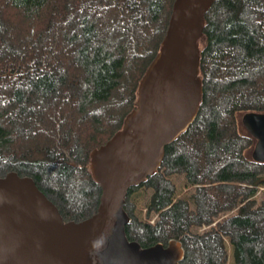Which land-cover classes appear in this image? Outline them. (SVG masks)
Returning a JSON list of instances; mask_svg holds the SVG:
<instances>
[{
  "label": "trees",
  "instance_id": "trees-1",
  "mask_svg": "<svg viewBox=\"0 0 264 264\" xmlns=\"http://www.w3.org/2000/svg\"><path fill=\"white\" fill-rule=\"evenodd\" d=\"M176 0H0V177L34 179L66 222L97 213L91 153L122 130L166 37ZM195 122L159 171L129 190L130 241L182 242L181 264H264V163L241 116L264 113V0H220L206 15ZM194 192L176 201L170 177ZM154 191L155 221L131 196ZM206 228V229H205Z\"/></svg>",
  "mask_w": 264,
  "mask_h": 264
},
{
  "label": "water",
  "instance_id": "water-1",
  "mask_svg": "<svg viewBox=\"0 0 264 264\" xmlns=\"http://www.w3.org/2000/svg\"><path fill=\"white\" fill-rule=\"evenodd\" d=\"M220 0H176L161 50L142 79L136 108L121 131L90 155L101 188L96 214L66 222L33 178L0 177V264H181L182 242L143 248L130 241L125 210L129 190L160 169L166 147L195 122L204 95L200 76L206 15ZM256 139L253 158L264 163V113H247Z\"/></svg>",
  "mask_w": 264,
  "mask_h": 264
},
{
  "label": "rangeland",
  "instance_id": "rangeland-1",
  "mask_svg": "<svg viewBox=\"0 0 264 264\" xmlns=\"http://www.w3.org/2000/svg\"><path fill=\"white\" fill-rule=\"evenodd\" d=\"M243 117L244 115L241 116V119H243ZM170 179L177 187L176 201L189 199L191 197L192 193L194 192V187L189 185L185 176L174 175L170 177ZM153 193L154 191L152 189L142 188L131 196V204L134 206L135 216L143 222L152 223L153 221H155L154 218L156 217L152 215L151 217H149L147 212V206ZM254 199L257 200L260 204L264 203V185L259 187V191ZM226 243L228 246V260L226 264H234L232 257V246L228 239H226Z\"/></svg>",
  "mask_w": 264,
  "mask_h": 264
}]
</instances>
